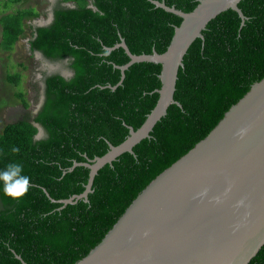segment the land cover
<instances>
[{
	"label": "trees",
	"instance_id": "obj_1",
	"mask_svg": "<svg viewBox=\"0 0 264 264\" xmlns=\"http://www.w3.org/2000/svg\"><path fill=\"white\" fill-rule=\"evenodd\" d=\"M22 0H4L0 16V48L14 49L23 34V20L38 17L33 9L5 13ZM163 1L188 13L198 0ZM71 4V7L67 6ZM238 8L244 24L231 11L220 19L183 58L174 99L150 138L133 154L126 153L99 171L92 200L62 209L58 201L84 191L86 163L103 156L138 129L156 104L159 65L129 61L124 40L134 55L161 54L181 19L151 0H57L53 19L34 27L32 53L43 62L65 63L71 76L41 74L42 105L32 118L4 126L0 134V170L23 166L31 178L19 200L3 194L0 185V264H74L84 258L113 227L132 201L163 170L186 154L264 77V0H247ZM7 81L19 87L20 76ZM24 108L22 92L16 94ZM38 125L42 136L36 138ZM13 148L18 151H12ZM15 253V254H14ZM248 264H264V245Z\"/></svg>",
	"mask_w": 264,
	"mask_h": 264
},
{
	"label": "water",
	"instance_id": "obj_2",
	"mask_svg": "<svg viewBox=\"0 0 264 264\" xmlns=\"http://www.w3.org/2000/svg\"><path fill=\"white\" fill-rule=\"evenodd\" d=\"M245 1L198 0L192 11L184 13L151 0L181 19L165 52L134 55L123 39L105 48L107 53L122 48L129 58L117 67L120 80L111 90L122 84L131 65L152 63L160 70L158 98L142 125L136 130L129 127L122 143L109 144L101 157L73 163L68 171L77 166L88 169L87 183L81 194L58 201L60 209L92 200L99 171L120 156L133 154V149L150 138L171 105L180 106L174 93L184 56L231 11L243 25L246 18L238 6ZM36 127V138H40L42 130ZM263 245L264 77L228 109L204 139L153 179L100 243L74 264H248ZM15 258L26 264L19 255Z\"/></svg>",
	"mask_w": 264,
	"mask_h": 264
},
{
	"label": "rangeland",
	"instance_id": "obj_3",
	"mask_svg": "<svg viewBox=\"0 0 264 264\" xmlns=\"http://www.w3.org/2000/svg\"><path fill=\"white\" fill-rule=\"evenodd\" d=\"M3 1L0 0V16ZM51 1L22 0L5 11V13H16L20 10L33 9L38 13V17H27L23 20V34L11 52H5L0 48V134L6 124L32 118L41 105L42 87L39 79L41 73L45 71L46 63L38 55L31 54L29 41L33 36V26L46 22V13L49 11ZM67 72L63 70L64 74ZM13 74L20 76L18 88L7 81V77ZM20 91L27 103V108L23 107L21 100L16 96Z\"/></svg>",
	"mask_w": 264,
	"mask_h": 264
},
{
	"label": "clouds",
	"instance_id": "obj_4",
	"mask_svg": "<svg viewBox=\"0 0 264 264\" xmlns=\"http://www.w3.org/2000/svg\"><path fill=\"white\" fill-rule=\"evenodd\" d=\"M12 151L16 152L18 149L13 148ZM0 185H2L5 196L19 200L28 193L31 187V178L23 174L21 164L9 163L3 170H0Z\"/></svg>",
	"mask_w": 264,
	"mask_h": 264
},
{
	"label": "flooded vegetation",
	"instance_id": "obj_5",
	"mask_svg": "<svg viewBox=\"0 0 264 264\" xmlns=\"http://www.w3.org/2000/svg\"><path fill=\"white\" fill-rule=\"evenodd\" d=\"M57 0H52L51 3H50V7H49V11L46 13V22L45 23H38L36 26H33V30H34V27H45L47 25H49L53 19V13H52V8L53 6L55 5ZM71 5V4H69ZM30 50V49H29ZM31 52V51H30ZM31 54H35V55H38V57L42 60V57L40 54L38 53H32ZM46 63V66H45V71H48V72H54V71H58L62 76L66 77V78H69V74L71 73L70 70L68 69H65V63H61V64H51L49 62H45ZM63 70H67V74H64L63 73ZM42 74V73H41ZM41 76H40V79H39V83L41 84ZM41 87H42V84H41ZM43 102V97H42V101ZM41 107V106H40ZM40 109V108H39ZM38 109V111H39Z\"/></svg>",
	"mask_w": 264,
	"mask_h": 264
}]
</instances>
